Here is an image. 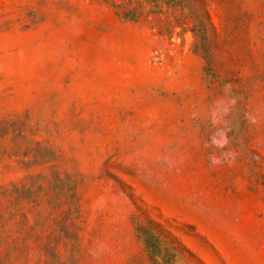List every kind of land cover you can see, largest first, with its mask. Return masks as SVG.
Masks as SVG:
<instances>
[{
	"label": "rangeland",
	"instance_id": "rangeland-1",
	"mask_svg": "<svg viewBox=\"0 0 264 264\" xmlns=\"http://www.w3.org/2000/svg\"><path fill=\"white\" fill-rule=\"evenodd\" d=\"M0 0V264H264V0Z\"/></svg>",
	"mask_w": 264,
	"mask_h": 264
},
{
	"label": "trees",
	"instance_id": "trees-1",
	"mask_svg": "<svg viewBox=\"0 0 264 264\" xmlns=\"http://www.w3.org/2000/svg\"><path fill=\"white\" fill-rule=\"evenodd\" d=\"M152 1V0H151ZM154 1V3H156V4H154V10H151L152 12H155V11H157V10H155V9H157L158 7H159V4H157L158 2V0H153ZM166 3H168V5H173V4H176L177 3V0H167V2Z\"/></svg>",
	"mask_w": 264,
	"mask_h": 264
}]
</instances>
